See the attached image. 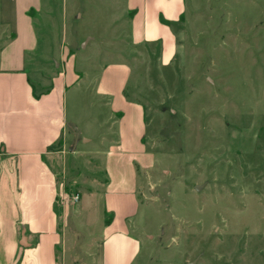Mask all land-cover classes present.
Wrapping results in <instances>:
<instances>
[{
  "label": "rangeland",
  "instance_id": "1",
  "mask_svg": "<svg viewBox=\"0 0 264 264\" xmlns=\"http://www.w3.org/2000/svg\"><path fill=\"white\" fill-rule=\"evenodd\" d=\"M18 2L34 23L40 54L47 52L37 64L32 58L33 81L54 76L62 36L71 47L86 35L109 36L86 52L74 48L89 91L73 88L64 97L68 168L59 172L58 213L67 219L69 258L91 264L101 235L103 161L115 137L105 124L109 101L90 87L95 67L121 60L130 71L118 74L144 110L143 143L154 159L138 176L133 264H264V0H182L166 63L158 46L129 48L124 0L54 1L52 10L46 0ZM51 11L53 40H46L42 21ZM6 36L0 26V46Z\"/></svg>",
  "mask_w": 264,
  "mask_h": 264
},
{
  "label": "crops",
  "instance_id": "2",
  "mask_svg": "<svg viewBox=\"0 0 264 264\" xmlns=\"http://www.w3.org/2000/svg\"><path fill=\"white\" fill-rule=\"evenodd\" d=\"M46 1L50 10L55 2L63 3ZM18 4L0 0V26L8 33L0 46V264H84V258H69L67 219L58 213L59 172L68 168L64 97L73 88L83 94L89 91L90 83H82L85 68L77 67L74 48L78 45L86 52L96 40L105 42L109 36L86 35L74 47L67 46L62 36L52 62L54 76L41 75L33 81L37 65H32V58L37 64L47 52L43 49L40 54L34 23L23 15L26 8L19 12ZM39 4L38 12L43 2L33 4ZM124 9L129 48L158 46L163 63L169 62L175 53L169 25L179 21L182 0H124ZM54 18L51 11L42 21L46 40L52 39L49 25ZM122 54L118 50L116 56ZM120 61L95 67L99 73L90 87L109 101L111 118L105 124H110L115 137L104 154V189L97 215L101 235L94 243L91 264L134 263L140 251V241L130 230L140 207L137 181L139 172L149 171L154 160L143 143L144 110L128 98L127 79L118 74L130 69ZM78 122L79 118L75 125Z\"/></svg>",
  "mask_w": 264,
  "mask_h": 264
},
{
  "label": "built area",
  "instance_id": "3",
  "mask_svg": "<svg viewBox=\"0 0 264 264\" xmlns=\"http://www.w3.org/2000/svg\"><path fill=\"white\" fill-rule=\"evenodd\" d=\"M77 200H78V197H75V198H74V202H77Z\"/></svg>",
  "mask_w": 264,
  "mask_h": 264
},
{
  "label": "water",
  "instance_id": "4",
  "mask_svg": "<svg viewBox=\"0 0 264 264\" xmlns=\"http://www.w3.org/2000/svg\"><path fill=\"white\" fill-rule=\"evenodd\" d=\"M196 190L198 191L199 190V187H196Z\"/></svg>",
  "mask_w": 264,
  "mask_h": 264
}]
</instances>
